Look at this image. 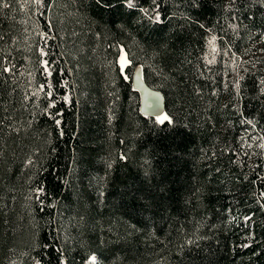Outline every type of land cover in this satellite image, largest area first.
<instances>
[{"label": "trees", "instance_id": "1", "mask_svg": "<svg viewBox=\"0 0 264 264\" xmlns=\"http://www.w3.org/2000/svg\"><path fill=\"white\" fill-rule=\"evenodd\" d=\"M7 2L0 60L15 69L0 76V116L19 132L0 135V264H264V158L249 161L239 140L244 128L264 135L259 0H163L162 24L140 10L151 0ZM253 41L258 63H237L233 92L226 65L256 57ZM110 45L161 91L174 129L139 111ZM44 59L56 61L50 77ZM48 84L51 98L25 99Z\"/></svg>", "mask_w": 264, "mask_h": 264}, {"label": "snow or ice", "instance_id": "2", "mask_svg": "<svg viewBox=\"0 0 264 264\" xmlns=\"http://www.w3.org/2000/svg\"><path fill=\"white\" fill-rule=\"evenodd\" d=\"M95 4L99 7H105V8H111L113 7L112 4V0H107V2H105V0H94ZM26 3H34L36 5H43V0H26ZM163 3V0H151V4L152 7L149 8H142L140 9L144 16L147 18V20L150 23L153 24H162L164 21V17L161 14V5ZM189 3L191 4V6L193 8H197L200 6V0H189ZM259 3L261 4V6H264V0H259ZM233 4H235V0H230L229 4L227 5V7L229 9H231V7L233 6ZM121 6H125L128 9H134L137 7L136 5V0H122V5ZM9 4L7 2V0H0V8H8ZM193 23H195V21H193ZM201 28L204 27L203 24L199 25ZM121 29L124 28V25H120ZM230 27L235 30L236 29V25H230ZM98 38H99V34H97ZM43 38L45 40V42H47V40L51 39L52 37L48 36L47 34L43 35ZM3 37H0V40H2ZM217 37L216 36H212L211 39L209 40V45L212 46V52L216 53L217 49L215 47V42H216ZM110 47H116L118 49V53H117V57L115 60V67L118 70L119 75L126 81H131L133 79H136V82L139 83V78H137L134 75L133 69H134V64L132 59H130L127 55V51L125 48H123L120 45H114ZM40 56L41 57H46L49 55L48 52H46L44 49H40ZM227 54V53H225ZM155 56H160L162 55L161 52H156L154 53ZM214 59V58H213ZM213 61H209V63H212ZM7 64H11V61L8 60ZM56 64V61H49L48 59H44L42 61V68L43 71L46 73L47 76H52L53 71L55 70L52 66ZM15 69V65L11 64V66H7L5 64L4 61L0 60V76H3L5 74L11 75L13 74ZM137 72H142V68H136ZM160 74H163V69L159 70ZM242 79V78H241ZM262 84H264V81H261ZM234 87L239 89L240 84L239 81H236L234 84ZM46 88L48 89L46 91ZM43 92L44 95L46 97L51 98L53 96V92L51 91V85H40L37 87L36 91L32 92V93H26L25 94V99L26 100H33V98H38L39 94ZM65 99L67 100V97H65ZM160 100L161 97L160 95L157 93L154 96H152V100L151 103L147 104L146 106V111L149 112V114L151 116L154 117L153 119V123L160 126L161 129H167L169 126H171L172 129L175 128L176 126V121L174 119V117L171 114H168L166 112H162L160 111ZM48 107H55L54 104H50L48 105ZM45 112H47V109H45ZM8 120V123H5V120ZM12 118L9 115L8 117H2L0 116V135H3V133L5 131H9V132H19V128L15 127L12 124ZM57 124H59V120L55 121ZM248 123H252L251 121H248ZM254 126V125H253ZM260 140H264V136H261L259 138ZM261 149H264V143H260L258 145ZM249 147H251V145H249ZM3 155L2 150H0V156ZM120 159L124 160L126 159V157L124 155H121ZM29 163H32L31 161H29ZM43 194H44V189L42 187H38L35 189V198L41 203L43 204ZM261 197H264V193H261ZM261 207H264V205H261ZM246 219L251 220V217H246ZM196 241L193 239H189L187 240V244L191 245L193 243H195ZM97 261V257L96 256H91L89 258V264H96ZM39 264V262H38ZM60 264H68L67 260H61Z\"/></svg>", "mask_w": 264, "mask_h": 264}, {"label": "rangeland", "instance_id": "3", "mask_svg": "<svg viewBox=\"0 0 264 264\" xmlns=\"http://www.w3.org/2000/svg\"><path fill=\"white\" fill-rule=\"evenodd\" d=\"M249 49L251 50V53H255L256 57H253L251 59H241V58H236L235 56H233L228 62L229 65H226L227 68H229V72L231 73L230 77H229V83L231 85V90L233 92L237 91V88L234 87V84L236 81H238V77H237V73H236V66L237 63L240 62V60H242L241 63L244 62L245 66L251 68L254 67V64L258 63V57L260 56V54L258 52H260L261 50V45L258 41H253V43H251ZM252 53V54H253ZM253 59V61H252ZM262 131H260L259 129H255V128H251V129H245L239 133V140H240V149L242 151V153L244 154L245 157L248 158L249 161L252 162L253 158L257 155H261L264 158V149H261L258 145L260 143H264V140H260L259 138L261 136H264L263 133L261 135ZM249 145H251V147H249ZM91 257V256H90ZM89 257V258H90ZM89 261V259H88Z\"/></svg>", "mask_w": 264, "mask_h": 264}, {"label": "water", "instance_id": "4", "mask_svg": "<svg viewBox=\"0 0 264 264\" xmlns=\"http://www.w3.org/2000/svg\"><path fill=\"white\" fill-rule=\"evenodd\" d=\"M135 90L138 94V100H139V111L144 115V116H151L149 112L146 111V106L147 104L151 103L152 96L155 94H159L161 97L160 100V111H163V95L161 91L158 89L152 88L151 86L143 83L142 81H139V83L136 84Z\"/></svg>", "mask_w": 264, "mask_h": 264}]
</instances>
